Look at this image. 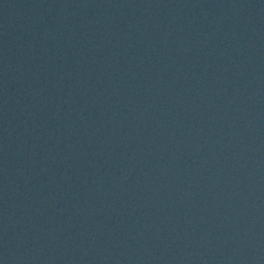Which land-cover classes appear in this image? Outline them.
<instances>
[{
    "label": "water",
    "instance_id": "95a60500",
    "mask_svg": "<svg viewBox=\"0 0 264 264\" xmlns=\"http://www.w3.org/2000/svg\"><path fill=\"white\" fill-rule=\"evenodd\" d=\"M0 264H264V0H0Z\"/></svg>",
    "mask_w": 264,
    "mask_h": 264
}]
</instances>
